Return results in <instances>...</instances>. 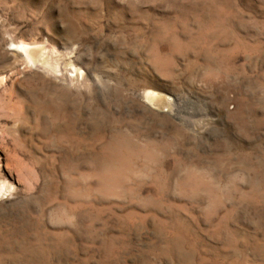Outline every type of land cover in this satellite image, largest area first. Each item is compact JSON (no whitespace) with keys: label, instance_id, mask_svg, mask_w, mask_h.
<instances>
[{"label":"rangeland","instance_id":"1","mask_svg":"<svg viewBox=\"0 0 264 264\" xmlns=\"http://www.w3.org/2000/svg\"><path fill=\"white\" fill-rule=\"evenodd\" d=\"M0 183V264H264V0H0Z\"/></svg>","mask_w":264,"mask_h":264},{"label":"bare ground","instance_id":"2","mask_svg":"<svg viewBox=\"0 0 264 264\" xmlns=\"http://www.w3.org/2000/svg\"><path fill=\"white\" fill-rule=\"evenodd\" d=\"M21 48L23 49L27 59H29L30 61L37 60L36 59L37 53H36L34 48H32L31 46H29L27 44H23V45L21 44ZM150 93H151L150 91H147L146 94L148 95V97L152 98L154 95L152 94V95L149 96ZM1 190H2V183H0V192H1Z\"/></svg>","mask_w":264,"mask_h":264}]
</instances>
